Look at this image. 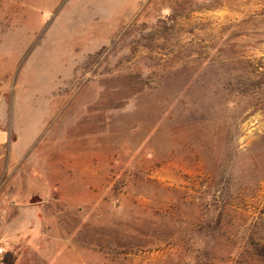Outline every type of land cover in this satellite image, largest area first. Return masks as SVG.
Returning <instances> with one entry per match:
<instances>
[{
  "label": "rangeland",
  "instance_id": "rangeland-1",
  "mask_svg": "<svg viewBox=\"0 0 264 264\" xmlns=\"http://www.w3.org/2000/svg\"><path fill=\"white\" fill-rule=\"evenodd\" d=\"M0 136V264H264V0H0Z\"/></svg>",
  "mask_w": 264,
  "mask_h": 264
},
{
  "label": "built area",
  "instance_id": "built-area-1",
  "mask_svg": "<svg viewBox=\"0 0 264 264\" xmlns=\"http://www.w3.org/2000/svg\"><path fill=\"white\" fill-rule=\"evenodd\" d=\"M3 252V249L0 247V254Z\"/></svg>",
  "mask_w": 264,
  "mask_h": 264
},
{
  "label": "crops",
  "instance_id": "crops-1",
  "mask_svg": "<svg viewBox=\"0 0 264 264\" xmlns=\"http://www.w3.org/2000/svg\"><path fill=\"white\" fill-rule=\"evenodd\" d=\"M0 138H1V136H0Z\"/></svg>",
  "mask_w": 264,
  "mask_h": 264
},
{
  "label": "trees",
  "instance_id": "trees-1",
  "mask_svg": "<svg viewBox=\"0 0 264 264\" xmlns=\"http://www.w3.org/2000/svg\"><path fill=\"white\" fill-rule=\"evenodd\" d=\"M258 250V249H257Z\"/></svg>",
  "mask_w": 264,
  "mask_h": 264
}]
</instances>
